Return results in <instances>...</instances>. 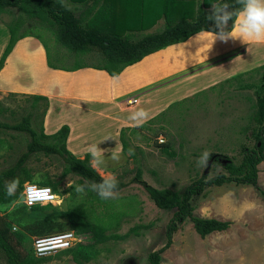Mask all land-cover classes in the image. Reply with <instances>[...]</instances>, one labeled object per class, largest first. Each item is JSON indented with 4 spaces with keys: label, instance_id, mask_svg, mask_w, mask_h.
I'll list each match as a JSON object with an SVG mask.
<instances>
[{
    "label": "rangeland",
    "instance_id": "rangeland-1",
    "mask_svg": "<svg viewBox=\"0 0 264 264\" xmlns=\"http://www.w3.org/2000/svg\"><path fill=\"white\" fill-rule=\"evenodd\" d=\"M16 17L14 9L0 13V51L2 45L6 43L5 26ZM35 25L36 22L27 21L19 32H36L32 37L40 44L39 39L46 43L49 49V62L55 67L72 68L77 62L79 65L89 66L99 64L98 58L94 55L76 57L69 53L55 42L49 31H44L43 28L36 29L34 27L38 26ZM190 42L185 47L183 42L177 43L179 45L170 51V53L175 51V54L168 55V58H173L174 68L186 65V60L191 64L186 71L180 70L174 77L193 70L198 71L209 63H201L202 56L213 53L214 48L207 49L208 45L202 36ZM34 46L33 43L29 50H24L23 54L28 56L19 78L21 81L31 83L30 86L37 84V87H41V83L47 82L42 81L44 73H41V56L39 57L37 52L34 55L31 51V47ZM212 46L217 47V44ZM250 51L249 54L237 57L232 66L226 65L225 62L228 53L214 57L210 62L214 65L208 68V71L187 82L184 78L177 80L173 97L178 98L191 88L187 95L169 102L162 110L158 106L159 102L148 108L152 114L148 115V120L141 125L143 127L121 128L125 130L124 137L128 149L134 150V160L129 157L128 150L123 152L120 147L119 161L106 159L105 167L109 168L95 169L101 177L112 174L118 181L127 184L122 190L117 191L115 199L105 202L109 206L107 212L118 216L115 220L117 225L108 229L104 239L100 241L78 236V241L76 240L70 251H59L41 258L34 257L32 253V241L35 237H28L24 242V248L35 264H148L149 253L162 248L166 242L165 229L174 210L157 209L143 190V186L132 181L133 177L139 169L140 179L145 184L157 189L180 190L202 176L209 179L225 173L220 165L211 162L207 166L210 159L206 166L197 165L196 158L205 149L210 152L209 158L217 154L231 159L234 163L240 161L241 148L253 147L252 137H249L250 129H247L251 126L253 96L249 90H240L237 81L230 78L258 68L264 63V45H251ZM223 62L225 67H221ZM199 63L202 66L198 67ZM233 71L235 74L229 76ZM228 72L230 73L227 75ZM45 78L51 77L45 74ZM128 101L126 100V103L130 105ZM48 103L46 100H38L35 104L32 95L29 94L0 92V122L13 125L31 113V126L36 131L41 129L44 131L43 121ZM157 107L160 111L155 113ZM98 122L104 124L106 121ZM88 124H91L90 120ZM97 125L94 123L93 130L87 131L89 139H94L99 144L105 141L109 144L116 141L120 143L119 135L117 139L107 138L103 131L96 130ZM161 138L164 140L163 143L159 142ZM28 141L29 137L24 132L0 129V171L11 167L17 161L25 151ZM164 145H167L165 151ZM102 148L104 151L115 147L103 145ZM103 155L105 158L108 157L106 154ZM224 158H220L222 163L225 162ZM257 168L258 187L224 183L220 186H207L200 195L193 198L191 205L194 216L228 222L229 227L223 232H214L201 238L194 231L191 222L185 220L177 226L170 247L161 254L160 264H264V194L260 192V190L264 192V158ZM25 169L29 173V183L41 185L45 181L50 182L47 187L60 200V204H52L56 206L54 211L88 207L91 203L89 191L82 194L74 191L75 185L81 183L79 177L73 174L64 176L63 164L56 156L33 154L25 163ZM206 169L207 172L204 174ZM37 174L40 179L34 181L33 177ZM93 195L96 198V194ZM21 196L15 201L20 200ZM92 204L91 208H87L90 215L108 222L102 206L96 200H93ZM12 205L13 203L0 206V215H8L22 203L16 204L15 207ZM9 208L12 210L9 211ZM49 213L51 212L47 214ZM13 223V230H16L18 225L15 220ZM141 225H147L149 228H140ZM134 227L137 229L131 231Z\"/></svg>",
    "mask_w": 264,
    "mask_h": 264
},
{
    "label": "trees",
    "instance_id": "trees-1",
    "mask_svg": "<svg viewBox=\"0 0 264 264\" xmlns=\"http://www.w3.org/2000/svg\"><path fill=\"white\" fill-rule=\"evenodd\" d=\"M63 1L79 3L83 6L82 12L75 15L63 4ZM216 2L217 0H0V13L10 9H14L17 13L14 21L5 26L9 37L0 55V69L6 56L19 39L34 36L33 34L36 32H19V29L27 21H34L37 24L35 26H38L34 28H43L44 31H49L55 42L69 53L76 57L94 55L99 60L97 69L105 71L111 77L118 76L125 67L141 61L147 55L162 48L185 42L199 32L210 33V30L214 32L215 28L212 27L208 15L211 12V4ZM221 2L229 3L233 9L240 7L237 0H221ZM104 3L110 6L107 7ZM115 5L124 7L116 9L113 7ZM108 16L112 20L111 23L106 21ZM119 17L123 19L136 18L139 25L117 23L115 18ZM160 18L164 19V27L158 32L145 34L135 40L125 32L128 28L149 29ZM231 24L230 20L228 22L229 29ZM39 40L45 51L47 65L55 68L48 59V46L41 39ZM80 66L78 62L74 65L76 69ZM242 78L246 80L244 81ZM230 79L237 81L240 90H249L253 96L251 126L247 128L250 129L249 137H252L253 147L250 149L241 148L240 161L234 163L227 157L214 154L209 159L212 158V163L220 165L225 173H220L209 179L202 176L180 190L157 189L145 184L140 179L139 169L133 177L132 181L143 186V190L157 209L174 210L166 225V242L162 248L149 253L148 264H160L161 254L170 247L177 226L185 220L191 222L194 231L201 238L214 232H223L229 227L228 222L193 215L191 200L200 195L205 187L220 186L224 183L258 187L257 167L264 158V63L258 68ZM32 100L35 104L38 100L47 101L46 98L39 96H32ZM31 117V113H28L13 125L0 122V129L24 132L29 137L25 151L17 161L11 167L0 171V206L10 205L21 196L24 182L30 181L25 163L33 154L43 153L56 156L63 164V175L73 174L79 177L81 183L86 179L99 181L101 178L97 171L90 167L88 154L83 158H77L68 151L66 139L69 128L66 125L48 135L42 129L36 131L31 126ZM141 127L143 126L139 128ZM127 130L133 131L131 128H127ZM124 131L122 129L119 133L123 152L129 150ZM166 148L167 145H164V151ZM129 157L134 160V154ZM220 158H224L225 162L222 163ZM13 178L19 181L18 188L13 196L8 197L3 191V184ZM117 182V191L127 186L125 182L118 180ZM48 185L50 182L45 181L39 186L47 187ZM260 192L264 194L263 191L260 190ZM93 193L89 191L92 201L90 200L91 203L88 207L56 212L54 211L56 206L52 204H47L45 207L32 205L31 208L22 204L17 205L14 215V211L8 215H0V260L2 264H35L33 258L24 248V242L28 237H45L72 231L77 237L84 236L97 241L104 239L105 232L117 225L115 220L118 216L108 213L109 206L105 204L106 201L97 196L95 198ZM93 200L102 206L108 222L90 215L87 208H91ZM49 211L53 212L52 216L51 213L47 214ZM13 220L18 225L16 230H13ZM140 228L147 229L149 226L141 225ZM136 229L137 227L131 228V231ZM68 251L70 250L68 249Z\"/></svg>",
    "mask_w": 264,
    "mask_h": 264
},
{
    "label": "crops",
    "instance_id": "crops-1",
    "mask_svg": "<svg viewBox=\"0 0 264 264\" xmlns=\"http://www.w3.org/2000/svg\"><path fill=\"white\" fill-rule=\"evenodd\" d=\"M87 3L88 1L86 5ZM63 4L72 10L75 15H78L83 10V6L76 2L63 1ZM104 4L107 5V7L110 6L109 4ZM113 7L117 9L124 6L115 5ZM115 19L117 23L120 24H130L132 26L139 25L136 18L123 19L119 17ZM106 21H110L108 23L112 22L109 16ZM163 27L164 19L160 18L149 29L139 30L128 28L125 32L130 34L132 39L135 40L145 34L158 32V30H162ZM121 29L124 30L123 28ZM5 36H7L6 43L2 45L3 48L0 51V55L8 41L9 34L7 30ZM199 36H202V39L207 43V49L214 48L212 50L213 53L201 55L203 58L201 63L209 62L208 65L202 66V64L199 63L198 67H202L199 68L198 71L193 70L179 77H174L180 70H182L181 72L186 71L187 67L191 66V64L186 60V65H179L174 68L172 63L173 58H168V55L175 54V51L172 53H170V51L174 46L179 44L184 43L185 47L190 41ZM33 43L35 46L33 48L31 47V51L34 55H36L35 52H37L38 56H41V73H44L42 75V81L47 82V84L41 83V87H37V84L30 86L31 83H26V80L21 81L19 78L22 74V67L26 65V56H28L27 54H23L24 50H29ZM183 43L165 47L147 55L141 61L125 67L117 76L118 79L114 80L113 77L109 76L105 71L97 69V65H81L77 69L76 67L67 69L58 66L55 68L49 67L42 44L34 37H24L15 43L0 69V92L13 94L22 93L46 98L49 102V106L43 121L45 134H53L61 126L66 125L69 128L66 147L75 157L83 158L88 154L87 146L93 143L97 144L102 154L109 156L111 152L119 150L121 145L119 141L113 144H109L108 141L99 144L96 143L94 139H89L87 131L93 130L94 123L98 124L96 130L103 131V135L107 136V138L117 139L121 128L134 127L133 122L128 120V116L131 112L141 108L149 112L148 108L154 107V104L158 102V106L161 107V109H159L162 110V107L164 108L169 102L187 95L191 88L178 98L173 97L172 94L173 90L176 88L175 83L177 80L184 78V81L187 82L189 79L208 71L207 69L214 65L210 63L211 60L222 53H228L225 57L226 61H224L227 63L226 65L232 66L235 64L234 62L237 57L251 53V45H264V42L254 41L242 43L239 38H229L227 41L223 42L219 39L212 40V34L208 32H199ZM215 43L217 47H211V45ZM231 51L232 53H229ZM221 67H225L224 62L221 64ZM146 68L150 70H146ZM229 73L230 72H228L227 75ZM45 74L51 78L46 79ZM233 74H235V71L229 74V76ZM218 78H220V76ZM3 80L5 81L3 82ZM126 100L130 101V105H127ZM159 109L157 107L155 113ZM150 114H152V112H149L148 115L150 116ZM88 120H90L91 124H88ZM98 120L106 122L101 124ZM103 145H113L115 148L103 151ZM119 152H121V150H119ZM107 168L109 167L99 168L98 170H105Z\"/></svg>",
    "mask_w": 264,
    "mask_h": 264
},
{
    "label": "clouds",
    "instance_id": "clouds-1",
    "mask_svg": "<svg viewBox=\"0 0 264 264\" xmlns=\"http://www.w3.org/2000/svg\"><path fill=\"white\" fill-rule=\"evenodd\" d=\"M240 5L239 9H233L229 3L217 0L211 4V12L208 15L209 21L212 22V27L215 31H209L212 34V40L219 39L227 41L229 38H239L242 43L254 41L264 42V0H237ZM232 21L229 29L228 22ZM113 79H118L113 76ZM135 102V101H132ZM148 119V113L144 109H137L128 116V120L133 122L134 127H140ZM160 143L164 140L161 138ZM133 149L128 150V154H133ZM89 154V165L92 169H99L106 166V159L119 161V150L111 152L110 156L105 158L102 151L97 147V144H89L87 146ZM210 152L205 149L201 151L196 158V163L199 166H206L209 160ZM39 174L33 177L34 181H39ZM117 179L112 174L102 176L99 181L84 180L83 183L76 184L74 191L77 194L91 191L101 200H111L117 197ZM19 181L16 178L7 180L3 184V191L6 196L11 197L16 193ZM49 202L60 204V200L51 194V189L48 187H38L37 183L24 182L23 194L18 201H14L12 207L16 204H24L28 208L34 203H39L41 207H45ZM12 208H9L11 211ZM72 240V233L52 234L34 242V250L37 255H43L54 251L57 248H66Z\"/></svg>",
    "mask_w": 264,
    "mask_h": 264
},
{
    "label": "built area",
    "instance_id": "built-area-1",
    "mask_svg": "<svg viewBox=\"0 0 264 264\" xmlns=\"http://www.w3.org/2000/svg\"><path fill=\"white\" fill-rule=\"evenodd\" d=\"M128 103H129V101H128ZM23 186H24V185H23ZM37 186H38V187H43V186H39V185H37ZM48 188H49V187H48ZM22 194H23V190H22ZM51 194H53V195L57 198V196H56L52 191H51ZM48 204H54V203H53V202H49ZM33 205H39V203H34ZM67 232H71V231H67ZM63 233H66V232H63ZM71 233H72V240L70 241L68 247H66V248H57V249H55L54 251H51V252L46 253V254H43V255H37V254L35 253V250H34V247H33L34 242H35L36 240L42 238V237H35V238L33 239V241H32V253H33V256L36 257V258H41V257H45V256H48V255H50V254H53V253H56V252H59V251H64V250H68V249L72 248L73 245L75 244L76 240L78 241V237H77L73 232H71ZM57 234H59V233H57Z\"/></svg>",
    "mask_w": 264,
    "mask_h": 264
},
{
    "label": "water",
    "instance_id": "water-1",
    "mask_svg": "<svg viewBox=\"0 0 264 264\" xmlns=\"http://www.w3.org/2000/svg\"><path fill=\"white\" fill-rule=\"evenodd\" d=\"M211 162H212V158L209 160V162H208V165L207 166H209L210 164H211ZM208 169V168H207ZM207 169L204 171V174H206V172H207Z\"/></svg>",
    "mask_w": 264,
    "mask_h": 264
}]
</instances>
